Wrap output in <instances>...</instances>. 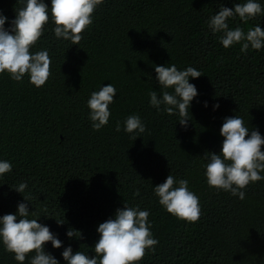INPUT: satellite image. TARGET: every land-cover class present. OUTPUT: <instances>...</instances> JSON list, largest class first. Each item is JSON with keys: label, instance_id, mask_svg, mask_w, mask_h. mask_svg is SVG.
<instances>
[{"label": "trees", "instance_id": "16d2710c", "mask_svg": "<svg viewBox=\"0 0 264 264\" xmlns=\"http://www.w3.org/2000/svg\"><path fill=\"white\" fill-rule=\"evenodd\" d=\"M45 2L50 8L51 0ZM237 2L103 0L79 45L56 39L50 19L31 50L49 51L46 85L36 88L28 76L15 82L0 74V160L12 164L0 177V216L17 214L25 201L11 186L27 182L24 195L31 196L29 210L37 214L30 218L40 219L62 242L61 249L45 246L59 264H66L62 252L68 246L94 256L99 224L114 218L125 202L150 212L159 241L139 264H264V181L250 184L242 201L208 186L203 159L205 152L220 153L226 117L237 114L264 136V49L249 48L247 54L240 44L225 49L221 34L207 24L221 5L234 10ZM258 2L264 6V0ZM21 6L0 0L6 28ZM228 23L245 31L264 28V15L247 24L239 17ZM170 64L203 75L190 79L198 96L187 128L178 115L150 105L148 93L160 92L154 65ZM108 84L117 92L111 117L94 131L87 103ZM132 114H139L147 129L136 141L123 130ZM169 174L187 179L199 197L198 222L179 220L159 204L153 188ZM69 228L82 232V239H69ZM0 264H18L2 242Z\"/></svg>", "mask_w": 264, "mask_h": 264}, {"label": "clouds", "instance_id": "9594fccd", "mask_svg": "<svg viewBox=\"0 0 264 264\" xmlns=\"http://www.w3.org/2000/svg\"><path fill=\"white\" fill-rule=\"evenodd\" d=\"M17 2L22 6L15 9L16 16L9 28L5 27L8 18L0 10V74L7 73L15 82H22L28 76L33 86L41 88L51 77L52 61L47 49L34 53L31 50L44 35L49 20L55 25L52 31L56 39L79 45L103 0H51L50 8L45 0ZM260 15H264V6L258 0H239L234 4V10L221 5L207 24L213 33L221 34L219 42L225 49L240 44L241 52L247 54L249 48L264 49V28L256 25L245 31L240 26L231 28L228 21L239 17L247 24ZM154 68L160 92L153 90L148 93L150 105L158 112L178 115V123L187 128L191 120V103L198 96L197 88L190 83V79H199L202 73L191 66L178 70L175 64L154 65ZM116 95L112 84L91 93L87 106L94 131L108 125L111 117L109 106L115 102ZM219 107V104L214 105V110ZM115 130L121 131L119 122ZM123 130L136 141L147 129L140 115L132 114L125 119ZM220 135L223 137L220 153L205 152L203 156L207 161L204 167L208 186L229 192L243 201L250 184L264 181V136L256 128L251 127L250 130L237 114L224 119ZM11 171L12 164L0 160V177ZM27 188V182L11 186L25 202L18 204L17 214L0 216V242L8 253L14 255L18 264H25L29 257V264H59L51 253L46 252L45 246L51 243L53 248L61 249L62 242L48 226L38 222L40 219L30 218L37 214L29 210L31 196L24 195ZM153 191L159 204L169 214L189 223L199 221L202 215L199 197L190 190L187 179H177L169 174L165 182L155 186ZM135 195H140L139 190ZM149 216L148 210H142L138 205L129 206L125 202L123 208L116 210L114 218L99 224L94 256L81 250L73 252L68 246L62 252L64 261L66 264H139L148 251H155L159 243L151 231ZM56 222L61 226L65 224ZM66 235L69 239H82V232L73 228H69Z\"/></svg>", "mask_w": 264, "mask_h": 264}]
</instances>
